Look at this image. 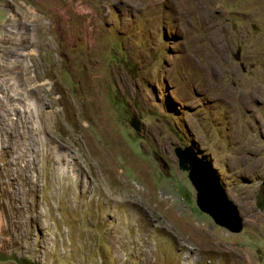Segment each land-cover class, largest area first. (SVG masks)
I'll return each mask as SVG.
<instances>
[{
  "label": "rangeland",
  "instance_id": "obj_1",
  "mask_svg": "<svg viewBox=\"0 0 264 264\" xmlns=\"http://www.w3.org/2000/svg\"><path fill=\"white\" fill-rule=\"evenodd\" d=\"M263 181L264 0H0V264H264Z\"/></svg>",
  "mask_w": 264,
  "mask_h": 264
},
{
  "label": "water",
  "instance_id": "obj_2",
  "mask_svg": "<svg viewBox=\"0 0 264 264\" xmlns=\"http://www.w3.org/2000/svg\"><path fill=\"white\" fill-rule=\"evenodd\" d=\"M132 126L140 132L136 120H133ZM191 179L197 191V203L200 210L209 214L217 224L226 227L231 232H240L242 218L239 216L237 207L229 200L220 180L210 172L205 163L194 166Z\"/></svg>",
  "mask_w": 264,
  "mask_h": 264
},
{
  "label": "bare ground",
  "instance_id": "obj_3",
  "mask_svg": "<svg viewBox=\"0 0 264 264\" xmlns=\"http://www.w3.org/2000/svg\"><path fill=\"white\" fill-rule=\"evenodd\" d=\"M251 89H253V87L251 88ZM250 90V89H249ZM251 91V90H250ZM255 91H256V89H255ZM258 92V91H257ZM259 92H260V90H259ZM240 93V92H239ZM249 93V92H248ZM256 93V92H255ZM259 95V94H258ZM249 96V95H248ZM239 97V96H238ZM250 98V97H249ZM257 98V97H256ZM240 99V98H239ZM237 100V99H236ZM242 103V102H241ZM89 137V136H88ZM248 145V144H247ZM64 147H60V146H58V150H61V149H63ZM57 149V148H56ZM60 152V151H59ZM61 153V152H60ZM60 153H56V156H57V158L59 159V160H63V158H64V155L63 154H60ZM63 153V152H62ZM240 156V155H239ZM56 158V159H57ZM31 162V161H30ZM63 162V161H62ZM238 162L240 163L241 161H240V158L238 159ZM100 163V162H99ZM69 166V165H68ZM110 166V165H109ZM13 167V166H12ZM70 167V166H69ZM116 168V167H115ZM16 169V168H15ZM112 169V168H111ZM114 170V169H113ZM17 171V170H16ZM26 171V170H25ZM81 171V170H80ZM15 172H13V174H14ZM17 176H18V174H17ZM11 177V176H10ZM24 177V176H23ZM27 177V176H26ZM13 178H14V175H13ZM25 179V178H24ZM28 179V178H27ZM16 181V180H15ZM14 182V181H13ZM12 182V183H13ZM22 182V181H21ZM24 183V182H23ZM26 183V182H25ZM24 183V184H25ZM26 185V184H25ZM124 187H126V186H124ZM124 187H122V189L124 188ZM38 188V187H37ZM119 192V191H118ZM137 194H135L134 196H136ZM160 197H163V196H160ZM149 198V197H148ZM164 198V197H163ZM14 199V198H13ZM15 200V199H14ZM165 200V201H164ZM164 200L161 198V199H159V201H155V203L157 204V206L158 207H160V208H162L163 207V204L166 202V199L164 198ZM17 202V201H16ZM21 203V202H20ZM154 203V204H155ZM136 206V205H135ZM142 206V205H141ZM143 207V206H142ZM142 207H140L141 209H142ZM20 208V207H19ZM145 209V208H144ZM170 209V211H171V213H176V208H175V205H173L171 208H169ZM149 210H150V208H149ZM156 211V210H155ZM169 215V214H168ZM176 215V214H175ZM148 216V215H147ZM168 217V216H167ZM175 218L176 217H174V215L173 216H171V218H170V220H172V219H174L175 220ZM148 219H150V218H148ZM151 221V220H150ZM152 223V222H151ZM118 241V240H117ZM120 250H118V252H119ZM147 252H145L146 253V258L147 259H150L151 257H154V256H152V253H151V250H146ZM143 255H145V254H143ZM121 256V255H120ZM145 257V256H144ZM145 258V259H146ZM142 261V260H141ZM143 262H144V260H143ZM149 263V262H148ZM143 264V263H142ZM146 264V263H145Z\"/></svg>",
  "mask_w": 264,
  "mask_h": 264
}]
</instances>
